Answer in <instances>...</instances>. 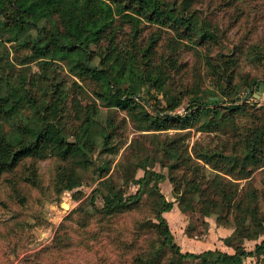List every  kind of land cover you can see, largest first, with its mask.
<instances>
[{"label": "rangeland", "instance_id": "1", "mask_svg": "<svg viewBox=\"0 0 264 264\" xmlns=\"http://www.w3.org/2000/svg\"><path fill=\"white\" fill-rule=\"evenodd\" d=\"M191 7L198 10L199 23L205 19L208 27L216 30L214 39L197 43L198 34L193 39L181 37L173 26L145 20L140 23L142 30L135 38L133 25L118 16L113 43L124 57H129L130 52L137 53L139 62L129 59L135 71L126 73L122 85L140 83L141 94L148 98L144 103L149 111H154L157 99L165 104V92L182 98V104L172 111L179 114L186 112L190 96L195 92L225 90L226 102L218 103L223 111L233 98L239 97L238 103L247 102V113H236L232 120L215 130H200L196 125L186 129L175 125L163 130L143 129L128 110L100 97V84L86 71L72 69L67 59L46 61L44 57H31L30 46L16 41L6 40L0 45V95H7L14 81L24 83L40 101L50 102L59 89L62 109L58 120L69 140L75 139L86 112L92 113L94 109L101 125L113 135L107 147L101 137L84 163L56 154L28 156L2 175L0 264H137L136 256L148 249L150 243L160 240L155 230L141 224L147 219L156 220V209L166 207L168 202L172 206L164 215L182 252L215 249L234 252L224 240L235 229L234 215L220 210L206 214L182 210L177 187L182 184L181 189L185 188L183 177L194 174L183 167L173 170L170 165L174 159L164 154V147L170 139L180 138L192 155L201 147L244 155L245 135L256 125H264V97L255 87L249 92L244 87L254 77L264 83V59L254 56L256 49L264 57V0H193ZM155 36L159 37L155 57L146 65V58L137 46H145ZM110 43L109 36H101L92 47L106 50ZM81 54L88 58L87 51ZM226 59H236V64L226 70ZM92 63L99 64L98 56ZM152 63L163 66L168 76L161 90L152 82L142 84ZM218 64L222 67H215ZM22 113L29 115L33 109L27 105ZM4 124L8 130L10 124L6 120ZM146 157L148 168L163 172L166 178L158 186L154 181L147 184L141 190V202L134 208L112 214L101 211L107 185H113L125 196L137 192L139 184L135 179L144 174L137 163L140 159L147 161ZM201 163L207 167L201 175L212 178L215 171L219 172L235 182L239 196L246 197L248 191L254 190L258 197L256 205L264 214V164L244 176L238 167L227 172ZM62 166H73L81 184L67 188L70 170H63ZM60 170L66 176H60ZM172 175L179 182L172 180ZM232 195V192L227 194L224 202L232 204ZM68 204L70 207L66 208ZM263 239L264 233L246 239L244 245L247 250H255ZM171 257L169 253L164 264ZM187 264L199 262L190 259ZM238 264H264V255L244 256Z\"/></svg>", "mask_w": 264, "mask_h": 264}, {"label": "trees", "instance_id": "2", "mask_svg": "<svg viewBox=\"0 0 264 264\" xmlns=\"http://www.w3.org/2000/svg\"><path fill=\"white\" fill-rule=\"evenodd\" d=\"M181 1L0 0V45L6 40L16 41L30 46L31 57H44L46 61L67 59L72 69L86 71L100 84V97L104 100L110 99L114 106L128 110L143 129L163 130L171 125L186 129L196 125L200 130H215L226 124L227 120H232L236 113H247V102L238 103L240 98H233L229 105L224 106L226 109L223 111L222 105L218 103L226 102L225 90L195 92L190 96L186 112L179 114L172 111L182 104V98L165 92V104L161 99H157L156 104H153L154 111H149L144 103L148 98L141 94L140 83L122 85L126 80V73L135 71L129 59L135 62H139V59L135 51L130 52L129 57H124L113 43L118 16L133 25L135 38L139 36L142 30L140 23L144 20L173 26L180 36L186 35L193 39V36L198 34L195 41L201 44L216 37V30L208 27L205 19L199 23L198 10L191 7L193 0ZM34 32L35 37H32ZM101 36H109L111 43L106 50H95L92 45ZM158 38L155 36L145 46L135 43L146 58V65H150L155 57ZM83 51L88 52L87 59L83 58ZM254 53L256 58L263 61L264 57H261L259 50L255 49ZM96 56L99 64L92 63ZM233 64H236V59H226L224 67L227 70L233 67ZM217 66L222 67V64L215 67ZM152 67L141 80L142 84L152 82L161 90L168 76L163 66L152 63ZM231 71L234 72L233 69ZM139 76L143 77L142 73H139ZM257 83L259 79L254 77L250 81L247 80L244 87L249 92ZM56 92L57 96L54 99L51 97L50 102L40 101L24 83L14 81L8 94L0 95V179L5 172L13 170L28 156L56 154L64 159L71 158L75 162L84 163L88 161L90 152H93L101 137L105 140V147L108 146L113 135L99 122L96 109L92 113L86 112L75 132V139L69 140L59 124L58 113L62 106L59 103L60 90ZM27 105L33 109V113L25 116L22 108ZM5 120L10 124L8 130L5 129ZM244 141L245 153L242 156L202 147L192 155L187 152L180 138L170 139L164 147V154L174 159L170 165L173 170L183 167L192 170L194 174L192 177H183L185 188L181 189L182 184L177 187L178 202L182 210H198L205 214L220 210L234 215L235 229L224 238L226 245L232 247L234 252L221 249L182 252L164 215L172 206V203L168 202L166 207L156 209V220L147 219L142 222L141 226L155 230L160 240L159 243H150L148 249L136 256L137 264H164L169 253H172V257L165 264H187L190 259H198L199 264H238L244 256L264 255V239L256 245L255 250H247L244 245L246 239H255L264 233V214L256 205L257 193L252 190L246 193V197L239 196L235 182L226 179L217 171L212 178H207L204 173L201 175L202 169L207 170L206 165L201 163L203 162L211 164L217 170L224 168L227 172L238 167L242 175L249 176L253 168L264 164V125H256L254 129H250ZM146 159L147 161L140 159L137 163L138 167L144 169V174L135 179L139 184L137 192L125 196L106 179L109 185L103 197L101 211L112 214L134 208L141 202V190L147 184L154 181L158 186V183L166 178L163 172L149 169L148 157ZM227 162L231 165H227ZM61 169L70 170L65 185L67 188L81 184L73 166H62ZM59 174L66 176L62 171ZM174 176L172 175V180L179 182ZM231 192L234 193V201L232 204L225 203V196Z\"/></svg>", "mask_w": 264, "mask_h": 264}, {"label": "water", "instance_id": "3", "mask_svg": "<svg viewBox=\"0 0 264 264\" xmlns=\"http://www.w3.org/2000/svg\"><path fill=\"white\" fill-rule=\"evenodd\" d=\"M257 90L259 91V92H261V91H263V89H264V83L263 82H259V83H257ZM256 95V94H255ZM258 96V95H257Z\"/></svg>", "mask_w": 264, "mask_h": 264}, {"label": "crops", "instance_id": "4", "mask_svg": "<svg viewBox=\"0 0 264 264\" xmlns=\"http://www.w3.org/2000/svg\"><path fill=\"white\" fill-rule=\"evenodd\" d=\"M256 87H257V86H255V89H257ZM252 89H253V88H252ZM253 90H254V89H253ZM259 93H261L260 96H263V97H264V89H263V91H261V92H259Z\"/></svg>", "mask_w": 264, "mask_h": 264}, {"label": "built area", "instance_id": "5", "mask_svg": "<svg viewBox=\"0 0 264 264\" xmlns=\"http://www.w3.org/2000/svg\"><path fill=\"white\" fill-rule=\"evenodd\" d=\"M71 202V201H70ZM70 207V204H68L67 206H66V208H69Z\"/></svg>", "mask_w": 264, "mask_h": 264}]
</instances>
